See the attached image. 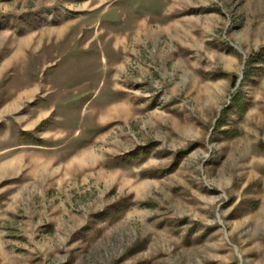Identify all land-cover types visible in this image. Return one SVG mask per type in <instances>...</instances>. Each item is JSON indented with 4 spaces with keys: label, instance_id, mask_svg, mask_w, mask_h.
Masks as SVG:
<instances>
[{
    "label": "rangeland",
    "instance_id": "rangeland-1",
    "mask_svg": "<svg viewBox=\"0 0 264 264\" xmlns=\"http://www.w3.org/2000/svg\"><path fill=\"white\" fill-rule=\"evenodd\" d=\"M94 1L0 0V264H264V0ZM44 73L62 171L1 110Z\"/></svg>",
    "mask_w": 264,
    "mask_h": 264
},
{
    "label": "crops",
    "instance_id": "crops-1",
    "mask_svg": "<svg viewBox=\"0 0 264 264\" xmlns=\"http://www.w3.org/2000/svg\"><path fill=\"white\" fill-rule=\"evenodd\" d=\"M35 1L38 4L37 6L43 4V5H46L47 7H52L57 4L58 0H35ZM64 1H65L64 2L65 5L73 7L75 9L76 7H80V6L82 7V6L89 5L91 0H77V1L64 0ZM112 3H113V0H95L94 4L96 5V7L86 9V12H92L95 10V8L102 7V6H103V9H105L108 6H110ZM78 15L79 14H77V16ZM0 17L2 18V20L6 19L2 16ZM71 21H73V19ZM67 27H68L67 24H56L55 25V29H56L55 35L57 39L63 36L64 31L67 29ZM9 31L2 28V26L0 27V41H2V39L7 37V34L9 33ZM52 32L53 31L51 30L41 31V32L38 31L37 33L32 32L26 35H24V33H18L15 36L16 37L15 44L18 47L17 54L21 53L23 55L26 48H31L34 51H36V53L39 54L38 52L40 49L39 47L42 46L44 40L49 41V39L52 37ZM87 43H88V40L85 42V44ZM51 64L52 62H47L44 64L43 67H46ZM0 67H2V65H0ZM42 76H43V79L41 82L37 81L30 88L23 89L22 91L17 93V96L14 99V102L16 104L7 103L5 106L2 107L1 110L6 111V114H7L8 111L12 110L11 108L16 107V110H18L21 107V113L17 116V118H22V126L20 128L22 132L21 134H18V136L27 137V134L29 132L32 135L33 139H32V142L30 143L29 142L26 143L24 141L21 142L18 145L19 149L21 148L23 152V150H25L26 148H29L28 146H31L33 150L32 152L33 163L37 164L41 168L43 166L46 168L47 165L49 166V164L51 165L54 163L56 166L58 165L62 171L63 168L67 165V163L70 160H72V158L75 159L76 156L79 155V153H81V151L86 149L87 144L85 143V145L82 148H80V150H78L76 153L72 154L71 156L67 157L66 159L64 160L61 159L62 154H63V152L61 151L65 149L64 145L61 146V143H63L61 141L65 137L66 138H70L71 136L76 137V131H72V133H68L61 127H58L56 126V124H54V122L59 119V117L55 115L56 107H54L53 102L49 100V96H51L53 92L51 88L54 86V82H53L54 74L48 73V75H46L44 73ZM110 88H111L110 90L113 92L118 91V93H121L119 89H115V87L113 86V83ZM63 95L65 94L62 93L61 99L63 98ZM25 103L31 106L30 109L32 111V114L29 115L31 118V120L29 121H31L32 128L26 127V124L29 121L27 122V120H25V118L28 117V115L24 113L25 108L23 104ZM36 104H39V105L36 106ZM118 107H119V102L116 104H113L107 110L105 114H102L100 116L99 118L100 123L102 124L105 119H108L107 121L109 122V120H111L113 116L119 115L120 108ZM115 110L117 111V113L114 112ZM17 122L19 123V121ZM99 136H100V133L95 132V134L92 136L91 139H93L94 141L98 140ZM23 155L24 154L22 153V161H24ZM83 158L84 157H82V159ZM82 159H81V162H82ZM57 169L55 171H58Z\"/></svg>",
    "mask_w": 264,
    "mask_h": 264
},
{
    "label": "bare ground",
    "instance_id": "bare-ground-1",
    "mask_svg": "<svg viewBox=\"0 0 264 264\" xmlns=\"http://www.w3.org/2000/svg\"><path fill=\"white\" fill-rule=\"evenodd\" d=\"M116 110H117V109H116ZM116 110L114 111L115 113H117V111H118V110H117V111H116ZM112 112H113V111H112ZM114 112H113V113H114ZM85 153H86V152H85ZM86 154L89 155L90 153H86ZM13 162H14V161H13ZM13 162H11V164L3 165L2 168H4V170L10 168V166H13ZM15 163H16V162H15ZM15 163H14V165H16ZM14 167H15V166H14ZM12 168H13V167H12Z\"/></svg>",
    "mask_w": 264,
    "mask_h": 264
},
{
    "label": "trees",
    "instance_id": "trees-1",
    "mask_svg": "<svg viewBox=\"0 0 264 264\" xmlns=\"http://www.w3.org/2000/svg\"><path fill=\"white\" fill-rule=\"evenodd\" d=\"M262 62H264V58H260ZM234 102L237 103L236 99H234Z\"/></svg>",
    "mask_w": 264,
    "mask_h": 264
}]
</instances>
